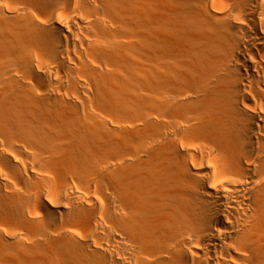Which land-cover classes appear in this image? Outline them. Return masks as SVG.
I'll list each match as a JSON object with an SVG mask.
<instances>
[{"label": "bare ground", "instance_id": "6f19581e", "mask_svg": "<svg viewBox=\"0 0 264 264\" xmlns=\"http://www.w3.org/2000/svg\"><path fill=\"white\" fill-rule=\"evenodd\" d=\"M0 264H264V0H0Z\"/></svg>", "mask_w": 264, "mask_h": 264}]
</instances>
